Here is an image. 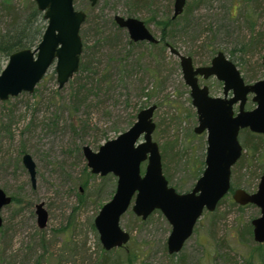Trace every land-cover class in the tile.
I'll use <instances>...</instances> for the list:
<instances>
[{"label":"rangeland","instance_id":"rangeland-1","mask_svg":"<svg viewBox=\"0 0 264 264\" xmlns=\"http://www.w3.org/2000/svg\"><path fill=\"white\" fill-rule=\"evenodd\" d=\"M73 3L86 13L79 31L78 70L59 87L51 66L32 92L0 100V188L12 197L1 209L0 264H128L126 251L138 254L135 264H264V257L258 255L264 243L258 250L260 243L253 240L251 226L260 210L234 202L233 191L222 198L217 210L202 214L173 257L164 249L170 225L159 210L141 220L129 208L120 220L130 233L129 242L105 252L93 221L111 199L116 177L92 173L82 150L87 145L97 151L127 130L141 109L156 104L152 139L159 146L163 173L178 192L189 191L199 177L198 168L204 167L206 133L193 130L195 108L179 58L169 47L191 56L195 65L209 64L222 51L234 60L246 82L261 79L264 0H186L176 16L173 0ZM10 4L20 11L29 4L36 7L34 0ZM115 15L143 20L156 39L164 28L165 42L132 41ZM7 16L0 2V30L7 26ZM37 23L45 28L41 16ZM8 56L0 53V71ZM200 82L208 85L211 95H223L222 81L216 77ZM254 106L249 95L244 109ZM244 130L239 132L243 145ZM24 153L35 163L34 185L22 163ZM145 165L142 162V173ZM263 170L264 154L244 156L232 166V188L255 191ZM40 202L48 213L42 228L35 214Z\"/></svg>","mask_w":264,"mask_h":264},{"label":"water","instance_id":"water-1","mask_svg":"<svg viewBox=\"0 0 264 264\" xmlns=\"http://www.w3.org/2000/svg\"><path fill=\"white\" fill-rule=\"evenodd\" d=\"M97 1L89 0L91 5ZM173 1L176 16L182 12L186 0ZM34 2L42 12L45 28L36 46L18 49L8 56L0 71V100L23 91L32 92L51 66L59 87L78 70L82 52L79 31L85 12L76 9L73 0ZM114 20L127 30L133 41H158L137 17L115 15ZM169 50L179 58L182 77L189 88L197 116L193 130L197 134L206 133L204 167L189 191L178 192L169 185L163 173L159 146L152 139L156 104L141 109L127 130L105 141L97 151L84 145L83 154L91 172L101 176L111 173L116 177L111 199L101 206L93 221L99 241L107 251L124 247L129 242L130 233L122 228L120 220L130 208L141 220L159 210L170 225L167 252L179 253L202 214L213 212L232 188V166L245 151L239 139L240 130L248 129L264 136V77L246 82L235 62L222 51H218L208 65L195 66L191 56L182 55L173 47ZM262 62L264 65V56ZM211 76L222 81V96L211 95L208 85L200 83V78ZM249 95L255 106L246 110L244 105ZM236 104L237 111L234 110ZM142 162H146L143 173ZM22 163L34 185L36 170L31 155L24 153ZM232 191L237 204H253L259 208V216L251 220L252 237L255 242L264 243V170L255 191L241 187ZM11 201L12 197L0 188V226L1 209ZM35 214L37 225L44 227L48 213L43 203L35 205Z\"/></svg>","mask_w":264,"mask_h":264},{"label":"trees","instance_id":"trees-1","mask_svg":"<svg viewBox=\"0 0 264 264\" xmlns=\"http://www.w3.org/2000/svg\"><path fill=\"white\" fill-rule=\"evenodd\" d=\"M255 1L259 3L262 2L263 0H255ZM0 2L4 4V10L8 14L7 20H9L7 26L3 30H0V53L8 56L10 55V53L18 49L36 46V44L40 40L44 28V24L42 25L41 23H37V20L39 19L40 16L41 19L43 18L42 13L39 10H37L35 6H32L30 4L26 5L23 11H20L17 10V7L14 4H10L11 0H0ZM166 37L167 36L165 34V29L162 28L160 41L159 44L157 45H160V43L162 44L163 42H165ZM243 133L245 136L243 138L244 145L242 144V146L244 150L246 149L247 151L245 154L242 153L240 158L233 166L242 162L244 156H246V158H250V157H254L256 154H261V155L264 154V136L262 134L253 133L247 129L244 130ZM203 163L204 162L202 161V164ZM197 172L198 175H200V173L202 172L201 166L198 168ZM260 175L261 174L259 173L257 178L260 177ZM232 190L233 188H231L230 191ZM221 200L218 202V204L221 202ZM232 203L234 204V202ZM246 205H250V204H246ZM215 210H217V207ZM247 232L250 233L249 229H247ZM261 245L262 244L260 243L257 246L258 250L262 248ZM165 248L166 247L164 245V249ZM111 250L108 251L106 250L105 252H109ZM175 255L177 254L168 253L169 257H173ZM251 255H253V253H251ZM258 255L259 257H264V251L261 250L260 253H258ZM137 258H138V254H136L135 252L126 251L124 262H127L128 264H135ZM116 262H118L117 259L115 260V263Z\"/></svg>","mask_w":264,"mask_h":264},{"label":"flooded vegetation","instance_id":"flooded-vegetation-1","mask_svg":"<svg viewBox=\"0 0 264 264\" xmlns=\"http://www.w3.org/2000/svg\"><path fill=\"white\" fill-rule=\"evenodd\" d=\"M86 14V13H85ZM126 17H129V16H126ZM86 18V17H85ZM85 20V19H84ZM120 27V26H119ZM125 29V28H124ZM127 31V30H126ZM158 41H160V38H158L157 39ZM133 41V40H132ZM143 41H145V40H143ZM149 42V43H154V44H157V43H159V42ZM148 42V41H147ZM230 58V57H229ZM263 58V57H262ZM193 60V59H192ZM232 60V59H231ZM211 61V60H210ZM194 63V62H193ZM210 63V62H209ZM195 65V64H194ZM208 65V64H207ZM262 65H263V62H262ZM195 66H200V65H195ZM264 66V65H263ZM202 78H200V80H201ZM208 79V78H207ZM245 80V79H244ZM201 83V82H200ZM202 84V83H201ZM149 217V216H148Z\"/></svg>","mask_w":264,"mask_h":264}]
</instances>
